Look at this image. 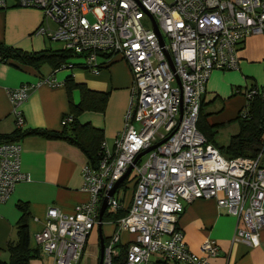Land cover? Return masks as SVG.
I'll return each mask as SVG.
<instances>
[{
    "label": "built area",
    "instance_id": "1",
    "mask_svg": "<svg viewBox=\"0 0 264 264\" xmlns=\"http://www.w3.org/2000/svg\"><path fill=\"white\" fill-rule=\"evenodd\" d=\"M7 1L0 0V10ZM17 1L21 8L43 13L46 25L36 35L60 42L76 57L60 69L98 75L119 58L133 75L123 132L112 150L103 143L96 167L83 169L90 200L72 214L48 209L35 236L43 251L57 264H80L90 234L101 225L102 203L113 190L108 209L123 208L125 191L116 185L131 166L135 189L127 215L118 221L119 231L136 236L125 264H149L154 254L182 264H208V258L218 256L214 240L205 241L200 254L192 252L178 225L185 203L196 200H214L242 220L245 228L237 229L233 241L252 247L264 228V141L255 157L230 158L208 143L198 122L211 73L237 69L246 39L264 35V0ZM40 84L55 86L56 81L45 78ZM30 89L22 85L8 92L17 129L25 128L20 108ZM256 96L264 98V88L246 92L243 117ZM72 121L69 115L64 125ZM21 155L19 142L0 144V204L19 183L31 180L21 169ZM119 241L115 234L105 247L103 264H113Z\"/></svg>",
    "mask_w": 264,
    "mask_h": 264
},
{
    "label": "crops",
    "instance_id": "2",
    "mask_svg": "<svg viewBox=\"0 0 264 264\" xmlns=\"http://www.w3.org/2000/svg\"><path fill=\"white\" fill-rule=\"evenodd\" d=\"M50 24L48 21L52 26ZM42 25H46V21L40 10L21 8L17 0H8L6 9L0 10V44L28 53L61 50L52 48L55 41L36 35ZM239 58L237 69L211 73L202 97V114L206 115V122L215 127L214 145L219 148L227 146L230 141L218 144L217 137L222 128L235 123L233 135L239 132L236 119L246 106V92L254 86L264 88V35L246 39ZM2 60L0 55V137L12 135L17 130L8 92L22 85L31 87L28 99L20 108L25 119L24 130L52 133L65 130L72 136L74 132L70 124L64 125V119L73 116L72 108L81 103L82 94L79 88H67L66 80L71 76L76 85L104 95L107 100L104 112L85 110L77 116V121L102 130L107 145L114 143L123 132L133 77L130 66L122 59L116 58L108 63L98 75L80 68L55 69L49 63L34 66L12 59ZM45 78L53 79L56 85L40 84ZM16 142L22 146L21 169L31 180L19 183L10 198L0 204V259L9 260L7 247L17 240L18 223L22 217L19 205L23 204L29 213L31 246L38 250L37 257L30 264H57L53 256L35 244V236L43 230L49 208L72 214L76 206L90 200V193L84 190L82 175L84 167L89 164L88 159L70 139L29 135ZM133 186L131 183L127 189L123 187L125 209L131 205ZM109 212L113 213L110 209ZM119 220L102 221L101 227L92 231L81 264H100L102 242L108 246L115 234L120 236L115 246L118 254L135 242V235L118 230ZM178 225L185 234L188 248L194 253L200 254V247L207 240L217 242L219 254L208 258V264H264V228L260 237L253 240L252 247L234 242L237 229L245 228V224L219 208L214 200L185 203ZM149 264L182 263L154 254Z\"/></svg>",
    "mask_w": 264,
    "mask_h": 264
},
{
    "label": "trees",
    "instance_id": "3",
    "mask_svg": "<svg viewBox=\"0 0 264 264\" xmlns=\"http://www.w3.org/2000/svg\"><path fill=\"white\" fill-rule=\"evenodd\" d=\"M0 55L2 56L3 62L12 59L23 64L34 66L42 63H49L55 69L61 68L64 64L70 63L76 58L71 52L63 49L28 53L19 49L8 48L2 44H0ZM66 86L69 90L79 88L82 94L81 103L72 108L73 121L69 123L74 132L72 136L67 135L65 130L62 133H52L17 129L12 135L0 137V142H16L29 135L70 139L73 144L77 145L84 152L89 164L96 167L101 159V150L104 143L103 132L91 125H81L77 121V116L85 110L104 112L107 101L106 96L84 89L80 85H76L72 76L66 80ZM247 108L248 115L243 117L241 112L236 119L239 124V132L230 138L227 146L220 148L217 147L220 152L227 157L253 158L261 150L264 141V98L261 96L254 97ZM198 129L206 137L208 143L214 145L213 138L216 134V129L206 122V115L202 114V108L198 122ZM131 183H134V181L133 178L129 176L121 183L120 187H125L127 189L128 185ZM134 186L132 192L134 191ZM19 209L22 212V217L18 223L17 240L10 243L7 247L9 260L2 261L0 259V264H30V261L37 257L38 250L31 246L28 227L29 213L27 206L23 204L19 205ZM128 209L124 208V204L122 209L119 211H113V213H110L109 209H107L103 215L102 221L108 219L117 221L127 215L125 212H128ZM127 251L128 249L124 247L120 254L113 258V264H125Z\"/></svg>",
    "mask_w": 264,
    "mask_h": 264
},
{
    "label": "water",
    "instance_id": "4",
    "mask_svg": "<svg viewBox=\"0 0 264 264\" xmlns=\"http://www.w3.org/2000/svg\"><path fill=\"white\" fill-rule=\"evenodd\" d=\"M154 27H155V31L159 34V36L161 37V40H162V36H161V34H160V30H159V28H158V25L156 24V22H155V24H154ZM167 56L170 58V56H169V54L167 53ZM161 144V143H160ZM158 145H156V146H153L151 149H149V150H147V151H145V152H143V153H141V154H139L138 155V157L136 158V161H135V163L141 158V157H143L145 154H147L148 152H150L151 150H153V149H155L156 147H157ZM132 170H133V166H131L129 169H128V171H127V173L125 174V176L117 183V185H116V188L131 174V172H132ZM115 188V189H116ZM114 193H115V190H113L111 193H109V195L104 199V201H103V203H102V206H101V209H100V222H101V224H102V220H103V215H104V213L106 212V210L108 209V199H109V197H111V196H113L114 195ZM99 227H101V225L99 226ZM104 249H105V245H104V242H102V255H101V261H100V264H103V253H104Z\"/></svg>",
    "mask_w": 264,
    "mask_h": 264
},
{
    "label": "rangeland",
    "instance_id": "5",
    "mask_svg": "<svg viewBox=\"0 0 264 264\" xmlns=\"http://www.w3.org/2000/svg\"><path fill=\"white\" fill-rule=\"evenodd\" d=\"M167 1H171V0H167ZM52 48L53 49H62L63 45L60 42H56V43L54 42V43H52ZM132 77H133V75H132ZM136 127H140L139 124H136ZM234 127H236V124L230 123L228 126H225L224 128H222L220 130L219 135L217 137L218 144L222 145V144H225L227 141H229L230 137L234 134L233 133ZM114 144H115V142L114 143H108V145L107 144L106 145L110 150H112ZM130 176H131V178H133L134 172ZM35 244H37V243L35 242Z\"/></svg>",
    "mask_w": 264,
    "mask_h": 264
}]
</instances>
